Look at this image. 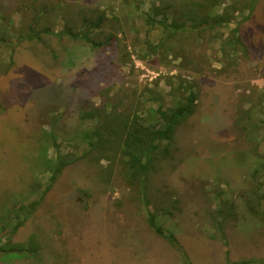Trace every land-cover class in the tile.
<instances>
[{
	"label": "rangeland",
	"instance_id": "obj_1",
	"mask_svg": "<svg viewBox=\"0 0 264 264\" xmlns=\"http://www.w3.org/2000/svg\"><path fill=\"white\" fill-rule=\"evenodd\" d=\"M191 92L135 176L126 132ZM249 260L264 264V0H0V264Z\"/></svg>",
	"mask_w": 264,
	"mask_h": 264
},
{
	"label": "trees",
	"instance_id": "obj_2",
	"mask_svg": "<svg viewBox=\"0 0 264 264\" xmlns=\"http://www.w3.org/2000/svg\"><path fill=\"white\" fill-rule=\"evenodd\" d=\"M222 16H220V19ZM171 34L185 30L184 23L177 20L168 23L167 19L160 21ZM197 99V94L194 92L189 93L185 100L178 102L173 107L164 109L162 106L156 110L159 116L158 125L148 127L145 125H138L133 127L130 131L126 132V140L124 143V153L127 154L130 168L133 170L134 175H146L155 154H167L169 149V142L172 140L177 127L182 124L186 119L194 113V103ZM167 141L168 143L164 144ZM67 162L61 161L56 169L59 172ZM55 171V172H56ZM54 177V176H53ZM150 223L155 230L162 234V229L156 227L154 218L151 217ZM169 238L176 241L171 235ZM260 261H244L241 264H248ZM263 262V261H262ZM192 264V263H187Z\"/></svg>",
	"mask_w": 264,
	"mask_h": 264
}]
</instances>
